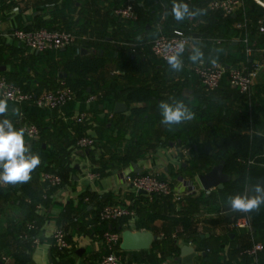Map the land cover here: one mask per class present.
I'll return each mask as SVG.
<instances>
[{"label": "crops", "instance_id": "obj_1", "mask_svg": "<svg viewBox=\"0 0 264 264\" xmlns=\"http://www.w3.org/2000/svg\"><path fill=\"white\" fill-rule=\"evenodd\" d=\"M126 2L140 7L142 25L138 23L141 22L140 19H125L114 15L113 8ZM206 2L207 0H0V73L17 72L25 65L24 62H32L33 58L28 56L32 51L9 35L13 28L29 24L69 26L76 33V41L69 49L79 54L99 51L101 54L107 53L108 57L106 65L92 74L94 82L91 86L93 92L90 94H99L100 98L91 102L86 97L82 100L75 95L67 105L41 109L36 114H32V103H19V106L8 104V111L0 116V121L10 119L17 129L22 117H31L36 122L42 118L48 127H38V136L31 141L25 136L26 143L32 146L31 142L40 140L43 146L66 145L69 152L66 164L74 167L73 170L62 172L66 177L63 183L50 188L47 201L36 207V214L42 217L36 243L18 239L19 231L13 227L14 222L23 216V210L19 206L20 199L25 203L30 199L23 196L17 185L9 190L7 197H0V264H37V259L43 260L46 252L50 264H100L103 252L101 233L106 226L120 233L128 228L150 230L160 236L147 249L120 247L121 264H244L248 261V258L240 257L238 248L261 239L252 233V227L248 229L233 226V222L242 215L241 212L228 207L216 210L213 206L218 200L212 198V201L200 204L199 209L192 213L194 232L191 234L196 233L199 238L192 235L185 240L178 234L181 227L171 226L169 220L145 219L142 206L147 204L146 194L136 192L123 180L126 172L150 171L158 177L170 178L176 191L184 192L192 184L196 189L192 197L201 192L207 196L216 187L206 190L199 181L194 183L198 180L197 174L206 171L197 170L193 177H187L186 174L195 170L190 167L192 158H206L211 153L214 131L216 133L220 127L235 129L237 125L243 124L247 132L264 133V58L252 79L249 96L229 85L226 78L221 80L219 87L212 93L207 92L202 88L199 78L191 72L192 61L189 57L196 51L195 48L204 51L205 40L211 42V53L207 55L211 59H225L228 54L241 52L245 36L255 48H264V33L256 28L255 16L248 12V6H251L249 1L246 3L247 10L242 7L232 13L233 17L236 16L233 21H229L223 13L209 10ZM177 3L188 5L189 14L183 20H176L173 15L172 10ZM241 20L245 22L244 25L241 28L235 27V22ZM174 27H189L191 34L199 33L197 44L194 45L191 38L186 50L179 56V69H173L168 61L153 56L145 47L149 36L169 32ZM207 32L211 34L207 35ZM19 47L24 51L19 50ZM127 57L144 63L143 71L125 73L118 69L117 60ZM242 60L239 59L237 63L244 62ZM26 66V72L33 76L34 70L30 65ZM49 74L50 72L46 73ZM57 75L65 74L58 71ZM128 83L152 87L153 100L159 104L182 101L190 107L202 103L212 119L206 120V125L201 122L182 129L179 126L183 123L171 126L163 124L161 113L155 120L148 115H133L130 111L132 106H143L146 103L128 102L125 99L119 90ZM89 89L88 86L87 91ZM104 94L109 95L107 102L106 99H101ZM117 102L124 104L122 110H116ZM14 108L19 109V112H15ZM80 112L85 114L81 119V133L94 137L99 144L105 141L102 136L106 135L111 144V151H104L100 144L102 147L94 151L95 157L99 156L101 149L107 158L110 154H124L129 148L127 152L136 155L132 161L135 162V167L131 161L121 162L102 176L88 178V172L96 164L92 163L86 150L75 148L67 140L76 136L74 126ZM219 116L224 119L218 121ZM104 119L108 121V128L103 126ZM220 162L223 164L222 161L217 163ZM209 163L210 160L206 164ZM49 165L58 170L54 161ZM42 173L40 170L33 178V185L45 192L47 187ZM187 195L180 202H184ZM170 200L176 211L181 210L182 205L187 202L186 200L180 205L172 196ZM105 203L130 205L134 213L121 220L99 222L96 212ZM57 227L62 228L67 235L68 247L63 252L57 251L51 244L52 232ZM164 237L174 239V246L178 247L176 252L168 253L171 246L162 244ZM215 237L220 239L216 244L217 252L213 249ZM204 240L208 241L206 246H202ZM182 245L192 246L196 252L189 263L175 258ZM261 263L264 264L263 257Z\"/></svg>", "mask_w": 264, "mask_h": 264}, {"label": "trees", "instance_id": "obj_2", "mask_svg": "<svg viewBox=\"0 0 264 264\" xmlns=\"http://www.w3.org/2000/svg\"><path fill=\"white\" fill-rule=\"evenodd\" d=\"M247 1H249L251 4L250 7L248 6V12L252 13L255 16L254 22L256 24V28L258 29L256 20L258 17L264 15V7L259 3H257L255 0H245L244 5L242 7H245L246 10H247V4H246ZM134 7L138 12L137 19L141 20V11L139 9L140 7L138 5H134ZM215 12H220V11H215ZM226 18L229 21L231 20L233 21L235 20L236 16L233 17L231 13V14H227ZM138 23L142 25V20L141 22ZM41 26L47 27L49 29L66 28L73 30L69 26H51L41 23H37L33 25L29 24L21 27L33 28V27H41ZM157 34L159 33H155L149 36V38H152ZM210 34H211L210 32H207V35ZM143 40H145V38H143ZM210 43H211L210 40L204 41L203 52L200 49L195 48L196 51L193 54H191L189 57L192 63L197 62L200 59V57L203 56L202 59L204 60H208V61L218 60V61H222L225 64L228 63V65L237 64V61L239 59H243L242 61H244L246 64L249 65L250 61L244 53V49H243L244 46H242L241 52L239 51L237 54H228L225 59L219 60V59H211L212 57L207 56L209 53H211V50L209 48ZM71 45L66 46L64 48L65 50L48 48L42 51H38V53L36 54L34 53V51H32V53H30L28 56L33 58L32 61L35 64L41 65V67L35 66L34 68L35 71L33 76H30V74L26 72L27 64L25 62L23 63L25 65L21 67L17 72L10 71L7 74L5 73L3 74L10 81L21 85L24 89L26 90L33 89L35 91H40L44 87L51 89L56 88L58 85L61 84V83L58 84L57 82L55 84L54 83L55 79L53 80L54 82L51 83L52 81L51 79L56 77V79L58 78L59 80H61L63 84L71 88L74 91L76 97L83 100L85 97L87 98L90 95V93L93 92L91 90V86L94 82V78L92 77V74L97 73L100 69H102L106 65L108 61V57H107V53L101 54L99 53V51L89 54H79L76 51H72L71 49H69ZM252 46L255 47V45ZM145 47L149 49V44L146 43ZM18 49L20 50L21 48L19 47ZM194 55L197 56L196 60L191 59V57ZM43 58H46V60H56L57 65H52V67L50 68L49 64H45V62L44 63L41 62ZM143 64L144 63H142L136 58H128V57L120 58L116 62V66L118 67V69L123 70L125 73L130 71L133 72L143 71L144 69ZM47 68L50 69V74L48 76H46V73L44 71ZM57 68L59 69L57 70V72H55ZM58 71H61L65 75L58 76L57 75ZM224 78L225 77H223L222 80H224ZM88 86L90 87L89 91H87ZM119 91L122 94H124V97L128 102L144 101L146 103L143 106H132L130 110L131 114L137 116H143V117L144 115H148L154 118V120L158 115H160L161 113L159 107L160 104L156 100L155 101L153 100V89L149 85H142V84L137 85L135 83L133 84L128 83L122 86ZM97 98H100L99 94H96L95 99ZM101 99L102 100L106 99L107 102L109 100V95L104 94L103 98L101 97ZM72 100L73 98L68 102H66L64 105L71 103ZM94 100H90V101L92 102ZM9 103L19 104L8 101V104ZM22 103H27V102H21L20 104ZM54 108H58V107H54ZM188 108L191 109V111L194 113V118L192 120L182 122L183 124L179 126L182 129H186L191 126L198 125L201 122L204 125H206L205 121L208 119L209 120L212 119L209 111H207L202 106V103L198 104L197 106L191 105ZM41 109H49V108L38 107L33 104V106L31 107L32 114L38 113V110ZM148 111H150V113ZM223 119L224 118L220 116L217 118L218 121H222ZM41 121L38 120L37 125H39L40 128H47L48 127L47 124ZM107 122L108 121L106 119L103 120L104 128H108ZM81 123H83L82 120H78L75 123L74 128L77 131L76 136L67 139L68 144L73 143L75 148H77L75 146V142L77 138L84 135L80 131L82 127ZM217 132L215 133L214 131L215 136L212 141V149L210 151L211 153L208 154L206 158H202V159L196 157L192 158L190 167L195 170L207 171L211 168L212 164L222 161L223 170L230 175V178L226 182H224L221 188H216L207 196L205 195L204 192H201L194 197H192V195H194L193 193L190 195L188 194L186 198L187 200L186 205H182V209L178 211L174 209L173 202L170 200V195L153 194L152 199L150 201H148V196L146 195L145 199H147V204H144V206H142L143 209L142 211L144 212L145 219H147L148 221H153L157 218L169 220L171 226L181 227V230L179 231L178 234L182 235L185 240L189 239L192 235L194 237L199 238L198 234L196 233L191 234V233L194 232L192 213L193 211L199 209L200 204H207L209 203V201H212V198H217L218 202L213 206L214 209L218 210L220 207L231 208L228 203L229 196L234 197L236 195L247 194L248 196L251 197L253 195L258 194L256 192L257 187L264 189V133H257L254 131L247 132V129L243 124L237 125L235 129L220 127L218 128ZM102 138H104L105 140L103 141V143H100L103 147L99 144V142L95 140V145L93 147L81 149V150H86L92 163L96 164L91 170L97 171L99 173V176L104 175L106 171L118 166V164L121 162L128 163L129 161L132 162L135 159L136 156L135 154L127 152L129 148L127 151L124 152V154L121 155L110 154L109 157L107 158L104 157L101 149L99 156L95 157L94 151L100 146L103 148L104 151L110 150L111 148V144L109 143V139L107 138V136L103 135ZM31 143L33 144L32 146H30L31 151L29 154L30 155L37 154L41 157L40 165L32 173H30L31 179L27 182L8 184L7 187L0 186V197H7L9 195V190L14 188L15 185H17L23 196L30 199V201L26 203L23 202V200L21 199L19 202V206L21 210H23V216L20 219H17L13 225V227H15L17 231H19L18 239H22L20 238L19 235L24 230L28 231L29 234L37 236L38 227L40 226L42 217L36 214L35 212L36 204L45 203L48 198V193H47L48 190L50 188L58 187L63 183L64 178L66 177L62 175V172H68L69 170L74 169V167H71L69 164H66V162L68 161L67 156L69 153L68 150L66 149V145H60L55 147L45 144L43 146L40 140ZM208 160H210V163L207 165L206 163ZM51 161L55 162V166L58 167V170H56L55 167L49 165ZM45 163H47V165H45ZM40 170H42L43 172L44 171L57 172L61 176V183L57 186H48L47 182L43 180L44 185L47 187V189L45 192H41L38 188H36L33 185V178L37 175V173ZM138 210L141 209L138 208ZM248 214L250 218V224L253 230L252 233L256 235L257 238H260L262 243L264 244V237H262L264 236V204H261L259 211L248 212ZM122 217H119L114 220H118V219L121 220ZM10 220L13 219L11 218ZM27 223H31L32 227L28 228ZM105 228H108V226H106ZM168 235H170V233ZM213 239L215 240V246L213 249L215 252H217L218 246L216 244L219 243L220 239L218 237H215ZM173 240L174 239L172 237L171 238L164 237L162 239V244L164 246L166 245L171 246V249L169 251L167 250L169 254L171 252H176L178 250V247L174 246ZM205 240L203 241L202 246H206L207 244L206 242L208 241ZM245 246L246 245L240 246L238 248V251L240 252V250ZM240 257L245 259L248 258L247 256L241 254ZM262 257L264 258V249L260 252V262L262 261ZM246 263L247 261L244 264Z\"/></svg>", "mask_w": 264, "mask_h": 264}, {"label": "built area", "instance_id": "obj_3", "mask_svg": "<svg viewBox=\"0 0 264 264\" xmlns=\"http://www.w3.org/2000/svg\"><path fill=\"white\" fill-rule=\"evenodd\" d=\"M245 0H207V8L211 11H220L227 15L235 12L238 8L244 5ZM264 7V2L255 0ZM114 15L136 20L138 12L134 5L126 2L117 5L113 8ZM258 29L264 32V15L258 17ZM2 20L0 15V26ZM244 21L235 22V27L241 28ZM9 35L18 40L20 44L27 47L31 51H42L48 48L62 49L73 44L76 40V33L73 30L66 28L33 27L23 28L15 27ZM192 38L191 29L174 27L169 32L159 33L150 38L147 43L151 54L162 61H168V57L179 53V56L186 50ZM219 42L220 40H216ZM243 49L246 57L249 59V65L245 62H240L233 65H228L218 60H199L192 63L190 66L191 72L195 74L201 83L202 88L207 91L217 89L223 77H225L229 85L235 87L240 93L249 96L251 92L252 79L259 70L263 58L264 48H255L250 43L247 36L243 37ZM0 95L8 96V101L21 103L30 102L38 107H60L66 102L74 98V91L61 82L56 88H43L40 91L33 89H24L21 85L10 81L4 74L0 73ZM95 94H90L88 101L94 100ZM85 117L83 112L78 114V120ZM25 128V136L27 140H33L38 136L39 129L36 123L28 122L23 125ZM95 139L89 135H82L77 138L75 146L80 149L93 147ZM0 172L3 169L0 168ZM88 178L93 179L99 177L97 171L91 170L88 172ZM42 179L45 180L48 186H57L61 183V176L54 171H44ZM124 182L128 183L136 192L144 190V193L152 199L153 194L170 195L176 201L185 197L186 194L195 192L194 185H190L188 189L176 191L172 186V181L168 177H158L154 173L148 171L145 173L126 172L123 174ZM9 183L0 181V186H7ZM40 207V204H36ZM134 213V210L127 204L105 203L97 209L96 216L99 222H109L122 216H129ZM233 226L246 227L251 229L250 218L248 213L242 215L233 222ZM27 227L31 228L32 224L27 223ZM20 238L29 239L36 243L37 236L29 234L24 230L20 233ZM103 244V252L100 256V264H121L120 241L121 233L111 227L105 228L101 233ZM51 244L59 252H63L68 247L66 232L57 227L52 232ZM264 249V244L261 241H253L240 250V254L247 256L246 264H262L260 262V252Z\"/></svg>", "mask_w": 264, "mask_h": 264}, {"label": "clouds", "instance_id": "obj_4", "mask_svg": "<svg viewBox=\"0 0 264 264\" xmlns=\"http://www.w3.org/2000/svg\"><path fill=\"white\" fill-rule=\"evenodd\" d=\"M173 15L176 20H183L189 14L187 4H174ZM168 63L173 69H179V53L169 56ZM196 60L197 56H192ZM161 109L162 123L165 125L180 124L194 118V113L182 101H175L173 104L162 102ZM8 111V96L0 95V116ZM19 112V109H15ZM25 128L17 129L10 119L0 121V181L9 184L27 182L31 179L32 173L41 163V157L37 154H29L30 145L25 140ZM257 195L229 196L228 203L235 212L248 213L259 211L261 204H264V189L256 188Z\"/></svg>", "mask_w": 264, "mask_h": 264}, {"label": "water", "instance_id": "obj_5", "mask_svg": "<svg viewBox=\"0 0 264 264\" xmlns=\"http://www.w3.org/2000/svg\"><path fill=\"white\" fill-rule=\"evenodd\" d=\"M199 38L198 32L192 33V43L197 44ZM63 49V48H62ZM124 104L121 102L116 103V110H122ZM135 167V162H132ZM197 178L199 183L204 189H210L213 187L221 188L229 178L230 175L223 170V164L217 163L208 171L203 173H198ZM144 192V190H140ZM160 236L151 232L150 230H131L124 229L121 232L120 247L122 249H147L151 246L154 240L159 239ZM195 250L192 246L182 245L180 248V253L175 256L178 261L189 263L193 260L195 255Z\"/></svg>", "mask_w": 264, "mask_h": 264}, {"label": "rangeland", "instance_id": "obj_6", "mask_svg": "<svg viewBox=\"0 0 264 264\" xmlns=\"http://www.w3.org/2000/svg\"><path fill=\"white\" fill-rule=\"evenodd\" d=\"M46 57V56H45ZM202 58H203V56L202 57H200V59L202 60ZM199 59V60H200ZM41 62H45V64H49V67L51 68L52 67V65H57L56 64V60H46V58H43L42 60H41ZM46 62H48V63H46ZM26 64H28V65H30L31 66V68L35 71V66H37V67H41V65H37V64H35L33 61L32 62H30V61H28ZM47 66V65H46ZM48 67V66H47ZM59 68H57L56 69V71L55 72H57V70H58ZM45 71V73H48V72H50V69L49 68H47V70H44ZM46 76H48V75H46ZM55 79V80H54ZM52 81H51V83L52 82H54L55 84H56V82L58 83V84H60L61 83V80H59L58 78L56 79V77L55 78H53V79H51ZM54 80V81H53ZM44 88H46V87H44ZM43 89V88H42ZM212 93V92H211ZM210 95V94H209ZM11 103H9V105H10ZM11 105H13V106H19L18 104H11ZM24 105V104H23ZM15 109V108H14ZM28 122H34V123H36L37 124V122L36 121H34V119L33 118H31V117H28V116H25V117H22L21 119H20V127L19 128H23V125L25 124V123H28ZM38 127H40L39 125H37ZM197 170H192V171H190V172H188L187 174H186V176L187 177H193L194 176V174H195V172H196ZM62 175H63V173H62ZM195 184H197L198 183V180L196 179L195 180V182H194ZM182 200V199H181ZM181 200H179V204L181 205V203H184V202H180ZM45 253V252H44ZM37 264H50L49 263V261H48V257H47V252H46V254H44V256H43V260H41L40 261V259H37Z\"/></svg>", "mask_w": 264, "mask_h": 264}]
</instances>
